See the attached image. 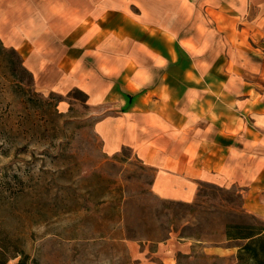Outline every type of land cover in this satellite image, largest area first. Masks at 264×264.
Returning <instances> with one entry per match:
<instances>
[{"label":"rangeland","instance_id":"374dc122","mask_svg":"<svg viewBox=\"0 0 264 264\" xmlns=\"http://www.w3.org/2000/svg\"><path fill=\"white\" fill-rule=\"evenodd\" d=\"M167 5L168 0H53V23L65 37L42 73L30 69L0 33V263L8 257L7 264H15L25 254L43 264L241 262L245 241L227 239L226 224L264 220L246 211L239 188L202 183L190 202L159 197L152 189L154 169L132 148H105L96 124L113 107L94 104L84 89L63 81L65 69L75 72L72 58L94 61L82 53L80 36H87L96 16L114 13L111 22L118 29L111 35L119 63L125 46L134 52L135 40L145 38L144 16ZM0 10L6 25L12 4H0ZM81 20L85 29L76 27ZM124 29L134 40L126 43ZM107 38L99 36L97 44Z\"/></svg>","mask_w":264,"mask_h":264},{"label":"crops","instance_id":"0c3cea01","mask_svg":"<svg viewBox=\"0 0 264 264\" xmlns=\"http://www.w3.org/2000/svg\"><path fill=\"white\" fill-rule=\"evenodd\" d=\"M0 4H12L0 33L42 73L65 37L53 23V0ZM166 8L144 16L145 38L134 52L125 46L119 63L114 13L96 16L80 36L94 61L72 58L75 72L65 69L63 81L113 107L96 124L105 148H132L154 169L159 197L190 202L202 183L237 187L246 211L264 220V0H168Z\"/></svg>","mask_w":264,"mask_h":264},{"label":"trees","instance_id":"16d2710c","mask_svg":"<svg viewBox=\"0 0 264 264\" xmlns=\"http://www.w3.org/2000/svg\"><path fill=\"white\" fill-rule=\"evenodd\" d=\"M227 239L244 240V244L239 248L238 260L251 264H264V223L257 224L252 222L228 223L225 227ZM9 258H4L0 264H7ZM240 262V263H241ZM235 263V264H240ZM15 264H43L35 259L30 260L29 255L25 254Z\"/></svg>","mask_w":264,"mask_h":264}]
</instances>
